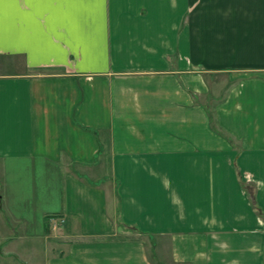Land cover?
<instances>
[{"label": "crops", "instance_id": "0c3cea01", "mask_svg": "<svg viewBox=\"0 0 264 264\" xmlns=\"http://www.w3.org/2000/svg\"><path fill=\"white\" fill-rule=\"evenodd\" d=\"M2 15L0 264H264V0ZM123 228L168 235L170 256Z\"/></svg>", "mask_w": 264, "mask_h": 264}, {"label": "rangeland", "instance_id": "374dc122", "mask_svg": "<svg viewBox=\"0 0 264 264\" xmlns=\"http://www.w3.org/2000/svg\"><path fill=\"white\" fill-rule=\"evenodd\" d=\"M205 79H208L207 77H205ZM206 98L202 97V100ZM208 127L215 131L218 135H221L222 137H225L223 134V131L218 128V126L216 125V122L213 121V119L209 120L208 123ZM226 140H228L229 142L233 143L232 138H230L229 136L225 137ZM237 152L239 150H236ZM233 168V172H235L237 178H239L240 176V172L241 169L239 166H237L236 164H233L232 166ZM93 171H95V173L97 172H109V166L107 165H98V166H93ZM244 171V170H243ZM1 187V186H0ZM246 189V193L248 196V200H249V204L251 206V208L254 209V211L260 215L259 209H257V205L255 203V199H254V194L252 193V189H249L248 187L245 188ZM53 227V226H52ZM54 228V227H53ZM44 231H48V229L46 230L44 228ZM119 239H124V240H132L135 242H139L142 244L144 252H145V256H170V248H169V236H160L158 232H142L138 229H134V228H123L121 229L119 235H118ZM35 247L32 246V248ZM27 249H31L30 245H23V251L20 250L19 252L22 253L21 256H42L41 252L40 253H36V252H32V251H28ZM26 250L28 252H30V254L28 252H26ZM26 252V253H25ZM15 255H19V254H15ZM46 256V255H45ZM157 257H153V262L155 264H158V258ZM161 264L164 263L163 261L160 262ZM166 263V262H165ZM171 262L167 261V264H170Z\"/></svg>", "mask_w": 264, "mask_h": 264}, {"label": "snow or ice", "instance_id": "6c2138e0", "mask_svg": "<svg viewBox=\"0 0 264 264\" xmlns=\"http://www.w3.org/2000/svg\"><path fill=\"white\" fill-rule=\"evenodd\" d=\"M3 3H4V0H0V36H2V30H3V15H2Z\"/></svg>", "mask_w": 264, "mask_h": 264}, {"label": "trees", "instance_id": "16d2710c", "mask_svg": "<svg viewBox=\"0 0 264 264\" xmlns=\"http://www.w3.org/2000/svg\"><path fill=\"white\" fill-rule=\"evenodd\" d=\"M45 218H46V216H45Z\"/></svg>", "mask_w": 264, "mask_h": 264}]
</instances>
